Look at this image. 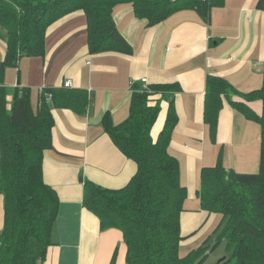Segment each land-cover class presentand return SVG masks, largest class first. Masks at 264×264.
<instances>
[{
    "label": "crops",
    "instance_id": "crops-1",
    "mask_svg": "<svg viewBox=\"0 0 264 264\" xmlns=\"http://www.w3.org/2000/svg\"><path fill=\"white\" fill-rule=\"evenodd\" d=\"M258 3L263 6L264 0H223L209 10L207 20L195 9L181 8L150 26L135 17L130 4L118 5L112 17L128 52L90 53L84 14L76 12L47 29L44 57L22 58L17 68H3L6 47L0 40V90L6 92V108L10 109L12 90L27 88L33 109L45 95L54 120L51 147L43 154V179L55 191L59 207L54 245L47 249L43 264H126L122 233L101 230L99 219L83 207L82 181L119 190L134 176L136 164L114 146L101 121L106 115L113 126L123 123L136 88L177 89L171 97L176 123L168 153L179 164L186 190L180 248L199 241L204 232L212 233L217 218L200 209L197 194L201 170L215 166L220 158L226 170L258 171L260 127L238 108L243 105L255 115L262 110L260 100L242 96L262 87L264 7ZM207 77L223 79L235 90L221 96L213 140L203 115ZM66 81L71 83L68 88L63 86ZM55 89L84 91L85 112L56 108L47 92ZM157 102L160 111L150 131L153 141L162 131L169 101L156 93L150 104ZM2 199L0 195V232Z\"/></svg>",
    "mask_w": 264,
    "mask_h": 264
},
{
    "label": "trees",
    "instance_id": "trees-1",
    "mask_svg": "<svg viewBox=\"0 0 264 264\" xmlns=\"http://www.w3.org/2000/svg\"><path fill=\"white\" fill-rule=\"evenodd\" d=\"M223 0H0V40L6 47L3 68H17L26 57H44L47 29L62 18L82 12L90 53L129 51V45L113 21V9L130 4L135 17L147 25L161 23L181 8L195 9L204 20L209 10ZM257 7L262 8V3ZM172 89V90H171ZM174 87L136 88L130 114L113 126L108 117L101 127L114 146L136 164V172L119 190H108L83 180V207L95 215L100 229L122 233L126 264H201L221 242L225 258L220 264H264V63L262 87L242 95L261 101L260 115L238 105L245 117L260 127L258 171L253 174L226 170L219 158L200 172V209L217 218L212 233L196 249L179 256L180 215L186 200L180 183L179 164L168 153L176 123L172 107ZM56 108L83 114L88 104L84 91H47ZM9 93V92H8ZM159 93L168 102L162 131L156 141L150 136L160 103L150 104ZM235 93L223 79L207 77L204 122L214 139L222 97ZM0 90V195L3 197V227L0 232V264H43L54 245L59 199L43 179V154L51 147L54 120L45 95L35 109L27 88ZM62 96V101H61ZM82 179V178H81ZM219 264V263H218Z\"/></svg>",
    "mask_w": 264,
    "mask_h": 264
},
{
    "label": "rangeland",
    "instance_id": "rangeland-1",
    "mask_svg": "<svg viewBox=\"0 0 264 264\" xmlns=\"http://www.w3.org/2000/svg\"><path fill=\"white\" fill-rule=\"evenodd\" d=\"M225 166V165H224ZM258 170V169H257ZM255 171L254 173H256ZM205 235H202L201 239L192 245L189 246H182L179 250V256L183 257L185 256L188 252H190L193 249H196L198 246L201 245L202 241L211 234V231L204 232ZM203 233V234H204ZM204 238V239H203ZM225 247V242H221L211 253H209L204 261L201 264H220V261L225 258L226 254L224 251Z\"/></svg>",
    "mask_w": 264,
    "mask_h": 264
},
{
    "label": "built area",
    "instance_id": "built-area-1",
    "mask_svg": "<svg viewBox=\"0 0 264 264\" xmlns=\"http://www.w3.org/2000/svg\"><path fill=\"white\" fill-rule=\"evenodd\" d=\"M141 83H142V84H145V83H146V79H142V80H141ZM70 85H71L70 81H66V82L64 83L63 86H64L65 88H68V87H70ZM143 88H145V87H143Z\"/></svg>",
    "mask_w": 264,
    "mask_h": 264
},
{
    "label": "water",
    "instance_id": "water-1",
    "mask_svg": "<svg viewBox=\"0 0 264 264\" xmlns=\"http://www.w3.org/2000/svg\"><path fill=\"white\" fill-rule=\"evenodd\" d=\"M223 260H224V258L220 262H222Z\"/></svg>",
    "mask_w": 264,
    "mask_h": 264
}]
</instances>
